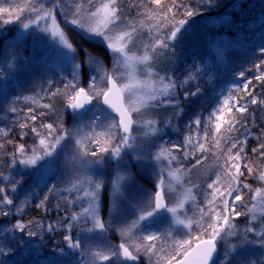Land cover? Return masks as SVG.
I'll list each match as a JSON object with an SVG mask.
<instances>
[{"label":"snow or ice","instance_id":"snow-or-ice-1","mask_svg":"<svg viewBox=\"0 0 264 264\" xmlns=\"http://www.w3.org/2000/svg\"><path fill=\"white\" fill-rule=\"evenodd\" d=\"M214 4L215 0L0 3V25L19 23L21 36L39 33L49 39L68 68L61 77L62 86L48 81L38 100L20 96L9 99L5 87L0 86V103L7 112L17 114L14 127L20 129V141L29 135L34 138L30 146L14 144L10 138L13 129L0 127V154L6 144H14L7 161L9 169L18 163L25 170L40 173L35 187L43 183L46 192L33 204L38 217L48 214L51 196L59 195L66 203V207L55 204L57 213L64 215L46 226L34 217L0 227V264L12 259L17 233L27 236L30 244L32 238L42 237L43 231L58 232L62 237V242L53 241L55 254L61 259L49 264H138L141 257L148 264H218L221 243L226 247L219 264H231L233 257L241 258L239 264H264V252L259 261L243 257L250 245L264 249V124H256L249 108L258 106L264 112V93L251 88L255 80L264 89V45L257 50L262 58L254 64V77L242 87L229 89L243 96L230 95L206 117L194 116L185 125L188 132L182 142L156 144L165 129L179 132L178 122L183 116L180 90L197 79L189 72L178 82L166 65L194 18ZM63 25L71 26L90 42L99 40L110 54L111 67L87 48L81 59ZM195 67L197 72L203 71L201 66ZM85 77L87 87L83 86ZM238 77L244 80L245 73L240 72ZM200 93L199 87L183 91V99ZM21 99L35 107L18 112L16 105ZM45 99L47 102H40ZM166 109L172 111L161 121L160 113ZM67 110L72 112V127H65ZM88 113L92 115L85 122ZM252 127L258 129L256 146L251 148L255 160L249 159L248 152ZM130 153L131 159L125 163ZM209 155L213 160L205 165ZM61 156L70 172L67 182L63 187L54 183L48 186L43 177L48 171L54 174ZM257 160L262 163L257 164ZM109 161L116 169L110 189L102 171ZM137 164L151 167L156 182L151 191L136 190L139 200H129L128 186L135 184L136 175L130 170ZM205 167L202 177L194 172ZM165 171L170 181L179 185L175 199L165 189ZM0 180L4 182L0 186V217L13 215V207L15 214H24L27 198L15 203L9 195L17 191L23 177L13 179L0 173ZM249 180L256 181L257 186L253 188ZM200 192L202 202L198 199ZM248 193L251 195L246 201ZM124 201L134 208L133 216L117 223ZM77 207L78 212L74 210ZM162 214H166L168 226L154 230L152 225ZM241 217H245L243 227L237 224ZM113 228L120 236L118 244L109 243L105 236Z\"/></svg>","mask_w":264,"mask_h":264},{"label":"trees","instance_id":"trees-1","mask_svg":"<svg viewBox=\"0 0 264 264\" xmlns=\"http://www.w3.org/2000/svg\"><path fill=\"white\" fill-rule=\"evenodd\" d=\"M259 0H231V7L226 10V13L229 16V20L232 21L230 26H226L224 24H219L216 28H206V25L201 26L198 24V27L201 29L204 28L203 34L208 35L209 38H213L214 34L223 33L225 38V54L227 55V61L222 66L213 67L211 72H207V74L203 73L201 75H195L192 73L197 79L190 81L187 85L184 86L182 90H180L179 98L181 101V108L183 109V116L194 117L197 114L202 116H207L209 112L214 107H219L222 103L223 99L228 96L238 97L243 96L244 93H234L230 92L229 89L233 87L239 86L242 87L243 83L247 82L248 79H252L256 74V69L254 67L255 62H257L262 57L258 55V48L261 45H264V19L261 22L259 17L262 15L264 8L263 3H258ZM222 8V7H219ZM217 8V9H219ZM214 8H210L206 10L204 13L212 14L214 13ZM219 12V11H218ZM221 28L223 30L218 29ZM64 28L67 31L68 36L71 39V42L76 46L79 52L84 49H89L93 54L99 56L104 60V63L108 65L109 63V55L105 47L97 42H90L89 40L83 38L81 34H79L76 30L71 27L65 26ZM223 31V32H222ZM218 34L217 36H219ZM11 46L13 49L8 53L12 55L21 54L25 56L27 53L25 45L23 42L14 38L12 35L11 27L5 28L4 25H0V70H4L1 64V61L4 60L3 56V47ZM23 56L18 58V63L23 64L21 59ZM81 59L83 58L80 54ZM177 59H173L166 66L170 74L174 73L175 79L178 81L181 78L182 66L181 64H177L179 61ZM27 63L29 60L26 61ZM30 65V63H28ZM177 64V65H176ZM35 68V76L37 81L33 83H29L31 86H40L39 81L41 80L42 74L40 71ZM181 70V71H179ZM245 73V79L241 80L238 77L240 72ZM211 77V78H210ZM26 78V77H25ZM49 80V79H48ZM54 86H61L58 81H54ZM87 82V78H84V83ZM9 83V79L7 78L2 84L7 91V95L9 99L14 98L16 96L20 97H33L35 91L26 90H18L17 87L13 86ZM18 84V81H17ZM46 84V83H45ZM199 87L201 89V93L195 98H189L188 100L183 99V91L189 89H195ZM251 88L255 90L257 93H264V89H262L259 82L253 80V84ZM43 95L42 92L38 94V97H34L37 100L39 96ZM41 103L47 102L40 101ZM18 112L20 109H23L24 112L27 111L29 107H35L31 102L24 101L23 99L16 105ZM250 112H252L256 116V124L261 125L264 124V112H262L258 106L249 105ZM37 111H45L43 109L37 108ZM16 115L13 113H9L5 110V106L0 103V127L12 128L13 131L10 134V138L15 143H26V146H30L33 142V137L31 135L25 138V141H20L18 133L20 129L18 126L14 127V122L16 120ZM239 115V114H237ZM182 116V117H183ZM65 118L68 119L69 115H65ZM52 120L56 119V116L51 117ZM66 121V120H65ZM251 121V116L249 117V122ZM251 127V124H250ZM182 128V120H179V129ZM253 133V138L248 141V152L249 159L255 160L256 158L251 155V148L256 146L255 135L257 134L258 129L256 127L251 128ZM25 131H29L25 129ZM241 132L244 130L241 129ZM239 135V133H237ZM7 139V138H4ZM14 144H6L3 153L0 154V173L3 175H8L13 179H20L23 177L22 183L18 186L17 191L15 193L9 192L10 196L15 198V203H20L21 201H25L27 198V202L25 204V212L24 214H15V207L12 208L13 215L9 217H0V227L9 226L14 223L17 219H23V221L27 222L34 217H36L40 223L43 225H47L48 223L56 222L58 215L62 216L64 213H57L56 209L52 206V199L50 198L47 207L49 209L48 214L44 216L43 213L40 216H37L36 210L33 208V204L39 202V200L43 197L46 192L44 185H40V187H35L37 183V174L34 169L25 170L23 166H20L18 163L15 167L9 169L7 161L10 158V154L14 151ZM257 164H261V161H256ZM252 184L253 188L257 186V182L254 180L248 181ZM3 181L0 180V186L3 185ZM247 192V190H245ZM250 193L245 196V200L249 201ZM41 217H43L41 219ZM245 217H241L238 221L244 222ZM107 236L114 241V236L107 234ZM16 240L12 242V247L14 250V254L11 260L8 261V264H49L50 261H58L61 259L55 254L53 241H61L62 237L60 233H49L47 231L42 232V237L38 236L32 238L29 244V238L27 236H22L20 233L16 234ZM251 258V257H250ZM7 259V258H5ZM253 259L259 261L260 256L256 253L253 254ZM138 264H145L142 260L138 261Z\"/></svg>","mask_w":264,"mask_h":264},{"label":"rangeland","instance_id":"rangeland-1","mask_svg":"<svg viewBox=\"0 0 264 264\" xmlns=\"http://www.w3.org/2000/svg\"><path fill=\"white\" fill-rule=\"evenodd\" d=\"M230 1L231 0H215L214 6L211 7L216 9L214 10V13L212 14L203 13L202 15L195 17L194 22L191 23V26L187 29V31H185L182 34L180 41L176 44L175 53L174 55H172L171 58V61L173 59H177L176 61H179L177 64L180 63L182 66V71L179 70L181 71L180 72L181 78L178 80V82H182L186 74L189 72L194 73L195 75H201L203 73L211 72L213 67L215 66L222 67L226 63L227 61V55L225 54L226 36L223 33H218L220 34L219 36H217L218 34L217 35L214 34L213 38H209L208 35H205V33L203 34L204 28H202L201 31V29L198 27V24L201 26L206 25V28L207 27L216 28L217 26H219V24L230 26L232 24V21L229 20V16L226 13V10L231 7ZM2 2L3 0H0V3ZM258 3L264 4V0H259ZM260 7L264 8V5ZM263 19H264V11L262 12V15L259 17V20L261 22L263 21ZM58 20L63 24L62 18L58 17ZM65 26L71 27L69 25H65ZM4 27L5 28L11 27L13 37L23 42V45H25L26 47L27 53L25 54V56H23L22 53L12 55L11 53H8L9 51L13 52L12 51L13 48L11 46L7 45L3 47L2 50L3 56L4 55L5 56H4V60L1 61V64H3L2 67L4 68V70L3 69L0 70V86H2V84H4L5 80L8 78L9 79V83H7L8 85L12 84L13 86L15 87L18 86L21 89H24L27 86L30 91L32 92L35 91L33 97H38V94L41 92V89L47 88L48 81L50 80L58 81L60 82L59 84L61 85V77L67 74L68 68L63 57L60 55L57 46L54 45L49 39L42 37L39 33H32V34L25 33L23 36H21L19 32V27H20L19 23L4 25ZM218 29L223 30L219 27ZM78 33L81 34L80 32ZM95 42L102 44L99 40H96ZM80 54L83 57V51H81ZM108 55H109V63L108 65L107 64L105 65L106 67H111V57L109 53ZM20 56H23V59H21V61L25 62L26 64L30 63V66L26 64L22 66L20 63L17 64L18 58ZM27 60H29L28 63L26 62ZM32 65L36 66V68L40 71V74H42L41 80L39 81L40 86L38 87L29 85V83H33L37 81L36 76L34 74L35 68H33ZM197 65L203 68L202 72L196 71L195 66ZM19 70H21L24 74H22ZM25 76L26 78H24ZM83 86L87 87V82L84 83L83 81ZM171 111H172L171 109L162 110L160 113L161 121H163L164 117ZM67 114L69 115V118L68 119L65 118L66 120L65 127H72L74 125L72 121L71 110H67ZM91 115L92 113H88L87 115H85L84 121L86 122L91 117ZM192 118L193 117H188V116H183L182 118H180V120H182V128L179 129V132L174 131L172 128L165 129V131L161 133L160 138L156 139V144L159 145L162 142L166 141L168 142L167 146H170L172 142H182L184 136L188 132V129L185 127V125ZM159 126H162V123ZM131 155L132 154L130 153L129 157L125 158V163H128L130 161ZM212 160L213 158L209 155V158L205 161V165L211 164ZM132 163L135 164V161H132ZM64 165H65V160L63 156H61L54 170V174L52 171H48L47 174L44 175L43 179L44 181H47L48 186H51V184L53 183L61 187L65 185L68 176L70 175V172L65 169ZM102 171L104 174V178L108 182V188L110 189L111 182L116 175L114 162L109 161L108 163H106ZM130 171L133 174H136L134 177L135 184L128 186L127 195L129 197V200L132 199L139 200L140 196L136 190L142 188L151 191L153 185L156 182L155 176L153 175L151 167H143L138 164L135 165V167L132 168ZM205 171H207L206 167L200 168L198 170H194V172L200 174L201 177L203 176V173ZM35 173L37 174L36 182H38L40 181V173L36 172V170ZM164 175L166 178L165 189L168 192V195L171 196L173 199H175L180 193L179 185H177L174 181H170V179L167 177L166 171ZM42 184L43 183H40V185ZM64 195L67 196L68 193H64ZM50 198L52 199V206L54 208L57 202H59L62 207H66L65 201L61 200L59 195L51 196ZM198 199L200 202L203 201L204 199L203 192L199 193ZM188 207H189V214H191L192 212L191 205H189ZM74 210L78 212L80 209L77 207ZM133 212H134V208L129 205L128 201L122 202L120 204V212L117 214L116 217L117 223L120 222L121 220L131 219L133 216ZM102 218L105 220L108 219L107 216H103ZM237 224L240 227H243L245 224V219L244 222L237 221ZM81 225L83 226V221H81ZM167 226H168V220L166 219V214H162L160 219L157 221V223L152 225V228L154 230L155 229L163 230L166 229ZM77 231H79V229H77ZM107 234H109V236L113 235L114 241H112L107 236ZM105 236L107 241L111 244H118L120 242V236L118 233H116L114 228L110 233H106ZM225 247L226 246L223 243H221L220 257L217 260L218 264L220 258L224 255ZM262 252H264V249H261L258 246L250 245L246 249H244L243 257L253 258L254 253L261 256ZM240 259H241L240 257H233L231 260V264H239ZM140 260H142L145 264H148V261L145 257H141Z\"/></svg>","mask_w":264,"mask_h":264}]
</instances>
